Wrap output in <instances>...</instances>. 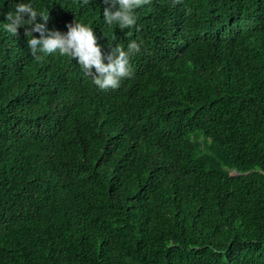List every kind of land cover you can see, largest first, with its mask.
Segmentation results:
<instances>
[{
    "label": "trees",
    "instance_id": "16d2710c",
    "mask_svg": "<svg viewBox=\"0 0 264 264\" xmlns=\"http://www.w3.org/2000/svg\"><path fill=\"white\" fill-rule=\"evenodd\" d=\"M32 3L140 50L102 91L0 30V264H264V0Z\"/></svg>",
    "mask_w": 264,
    "mask_h": 264
},
{
    "label": "clouds",
    "instance_id": "9594fccd",
    "mask_svg": "<svg viewBox=\"0 0 264 264\" xmlns=\"http://www.w3.org/2000/svg\"><path fill=\"white\" fill-rule=\"evenodd\" d=\"M83 2L89 4L90 0ZM102 3L106 25L132 30L137 24L136 10L149 6L151 0H102ZM48 21V12L35 8L32 0L26 3L18 0L12 11L3 14L0 30L16 36L18 29L24 28L27 47L37 61L51 54L75 60L99 90L117 89L122 79L131 77L130 57L140 50L135 40L126 49L119 44L110 46L105 55L91 27L73 21L66 25V32H61L50 30Z\"/></svg>",
    "mask_w": 264,
    "mask_h": 264
}]
</instances>
